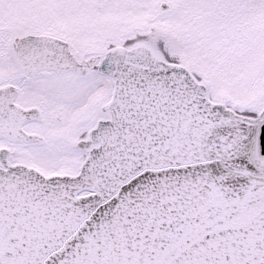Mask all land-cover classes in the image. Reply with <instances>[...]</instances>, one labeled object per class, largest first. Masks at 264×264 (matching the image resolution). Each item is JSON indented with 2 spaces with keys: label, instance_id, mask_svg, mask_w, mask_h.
<instances>
[{
  "label": "snow or ice",
  "instance_id": "snow-or-ice-1",
  "mask_svg": "<svg viewBox=\"0 0 264 264\" xmlns=\"http://www.w3.org/2000/svg\"><path fill=\"white\" fill-rule=\"evenodd\" d=\"M0 264H264V0H0Z\"/></svg>",
  "mask_w": 264,
  "mask_h": 264
}]
</instances>
